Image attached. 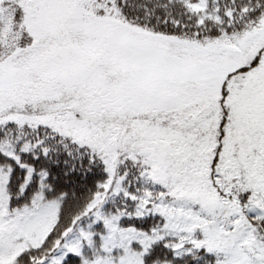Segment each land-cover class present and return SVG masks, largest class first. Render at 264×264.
I'll return each mask as SVG.
<instances>
[{"label":"snow or ice","instance_id":"obj_1","mask_svg":"<svg viewBox=\"0 0 264 264\" xmlns=\"http://www.w3.org/2000/svg\"><path fill=\"white\" fill-rule=\"evenodd\" d=\"M0 264H264V0H0Z\"/></svg>","mask_w":264,"mask_h":264}]
</instances>
